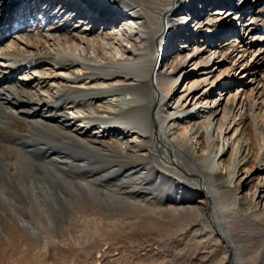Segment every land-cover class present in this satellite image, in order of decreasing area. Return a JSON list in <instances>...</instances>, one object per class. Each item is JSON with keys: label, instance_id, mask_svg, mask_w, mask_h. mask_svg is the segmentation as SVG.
Segmentation results:
<instances>
[{"label": "bare ground", "instance_id": "bare-ground-1", "mask_svg": "<svg viewBox=\"0 0 264 264\" xmlns=\"http://www.w3.org/2000/svg\"><path fill=\"white\" fill-rule=\"evenodd\" d=\"M1 11L0 264H264V0Z\"/></svg>", "mask_w": 264, "mask_h": 264}, {"label": "rangeland", "instance_id": "rangeland-1", "mask_svg": "<svg viewBox=\"0 0 264 264\" xmlns=\"http://www.w3.org/2000/svg\"><path fill=\"white\" fill-rule=\"evenodd\" d=\"M0 19H2L3 21L2 22H0V26L1 25H4L6 22H7V20L9 19V14H8V12L6 11H1L0 12ZM233 23H234V21H233ZM182 85V83H180L179 85H178V87H177V89H181V88H183V86H181ZM218 93H220V89H217L216 91H215V95L217 94V96H218ZM223 96L224 95H221V98H223ZM220 97V96H219ZM117 102H119V101H121V100H116ZM199 103H197V105H198ZM196 107H197V109H196ZM193 109H196L194 112H199L198 110H199V108H198V106H196V104L194 105V107H193ZM188 121H189V118H187V119H185L182 123H181V125H186V124H188ZM0 241H1V239H0ZM33 251H36L37 253L39 252V251H41V248H40V246H37V245H35L34 247H33ZM40 253V252H39Z\"/></svg>", "mask_w": 264, "mask_h": 264}]
</instances>
